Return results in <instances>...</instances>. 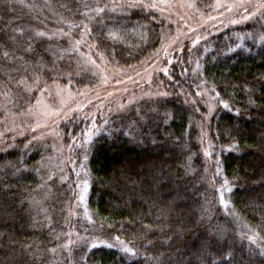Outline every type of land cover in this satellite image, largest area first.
<instances>
[{"label": "trees", "instance_id": "obj_1", "mask_svg": "<svg viewBox=\"0 0 264 264\" xmlns=\"http://www.w3.org/2000/svg\"><path fill=\"white\" fill-rule=\"evenodd\" d=\"M155 1L0 0V134L57 83L98 86L89 73L72 75V37L108 66L150 68L165 94L103 115L82 107L62 121L60 168L29 130L6 133L0 264H264V10L186 43L169 62L163 48L177 28ZM188 1L204 16L216 4ZM86 154L91 224L73 169ZM224 185L234 216L221 203Z\"/></svg>", "mask_w": 264, "mask_h": 264}, {"label": "rangeland", "instance_id": "obj_2", "mask_svg": "<svg viewBox=\"0 0 264 264\" xmlns=\"http://www.w3.org/2000/svg\"><path fill=\"white\" fill-rule=\"evenodd\" d=\"M152 8L177 28L173 36L170 35L171 37L166 41L163 48L164 53H167L164 59L170 62L173 51L183 47L188 42L195 41L199 43L206 41L212 36L222 33L228 27L245 26L260 19L264 10V0H216L214 11L209 16L198 13L193 2L188 0H157L152 5ZM57 20L59 23H64L60 18ZM59 28L60 31L63 30L62 27ZM60 31L51 32V35H48L49 37L59 38ZM68 39H70L71 50L78 53V56L75 55L74 57V66L71 67L74 68L72 75L83 72L89 73L97 79L98 86L95 90H75L57 83L51 86L46 91V94L39 97L30 115L13 118L10 126L0 134V142L4 143L2 139L4 136H8L6 133L20 137L29 130L34 135V140L54 151L55 155L52 157V161L47 164L52 168H60L61 165L62 146L58 127L62 121L72 116L82 107L85 110L93 107L97 113L103 115L107 111L113 113L126 109L140 101L165 95L162 88L154 84V76L150 72V68H144L145 70L140 72L135 71L133 68L122 70L108 66L81 52L80 48L85 44V41L81 43L76 41L80 40V38L75 40L74 37ZM166 56L168 57L166 58ZM73 70L71 69V72ZM200 96H203V94H200ZM207 99L211 109L212 105L214 107L215 99ZM210 109L209 112L211 113L213 110ZM96 135L97 133L92 130L86 136L84 144L86 148ZM89 155L83 156L81 163L76 169V162L73 164L74 168L71 166L80 178L76 203L81 209L84 220L91 224L92 216L88 209L91 186ZM56 156L59 157L56 158ZM231 193L232 190L229 186L224 185L220 191V199L225 211L229 215L234 216ZM94 244H107L118 247L122 251H128L127 246L119 241L114 243L96 241Z\"/></svg>", "mask_w": 264, "mask_h": 264}, {"label": "snow or ice", "instance_id": "obj_3", "mask_svg": "<svg viewBox=\"0 0 264 264\" xmlns=\"http://www.w3.org/2000/svg\"><path fill=\"white\" fill-rule=\"evenodd\" d=\"M227 107V106H226Z\"/></svg>", "mask_w": 264, "mask_h": 264}]
</instances>
